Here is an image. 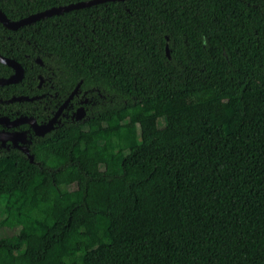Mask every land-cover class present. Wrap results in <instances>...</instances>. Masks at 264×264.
Here are the masks:
<instances>
[{"label":"trees","instance_id":"trees-1","mask_svg":"<svg viewBox=\"0 0 264 264\" xmlns=\"http://www.w3.org/2000/svg\"><path fill=\"white\" fill-rule=\"evenodd\" d=\"M78 1L0 9L17 20ZM0 54L24 68L0 86V114L50 118L80 83L33 159L0 143V264H264V0H117L0 22Z\"/></svg>","mask_w":264,"mask_h":264},{"label":"water","instance_id":"water-1","mask_svg":"<svg viewBox=\"0 0 264 264\" xmlns=\"http://www.w3.org/2000/svg\"><path fill=\"white\" fill-rule=\"evenodd\" d=\"M107 1H117V0H84V1H78L73 2L65 5L55 6L51 7L39 12L32 13L28 16H25L23 18L12 20L10 19L4 11L0 9V22L8 29L16 30L24 25L31 24L33 22H36L40 19L47 18L52 15L60 14L63 12L80 9L84 7L93 6L99 3H104ZM167 54L170 56L169 53V45L166 46ZM0 62L3 64H6L13 68L14 72L8 76V77H0V86L7 85V84H13L20 82L24 77V68L14 58H10L7 56H4L0 54ZM38 62H42L41 59H38ZM80 87V83L74 88V90L70 93V95L66 98V100L59 106L54 116L44 124H39L37 120L33 117L29 116H20L14 120H11L7 116H0V124H5L6 126H16L22 123H29L34 127V130L36 134L38 135H44L45 133L51 131L55 128V123L58 120L59 116L61 115L62 111L66 108V106L70 103V101L73 99V97L78 93ZM36 97H30V96H14L12 100H33ZM78 115L77 118L80 119L85 114V108L80 107L78 109ZM23 135L22 132L17 133H3L0 132V141L5 143L8 139L13 140V142H16V136ZM15 136V137H14ZM23 140V139H22ZM19 148H22L24 151L28 153V155L31 156L29 148L27 146L19 145ZM33 159V157L31 156Z\"/></svg>","mask_w":264,"mask_h":264},{"label":"flooded vegetation","instance_id":"flooded-vegetation-1","mask_svg":"<svg viewBox=\"0 0 264 264\" xmlns=\"http://www.w3.org/2000/svg\"><path fill=\"white\" fill-rule=\"evenodd\" d=\"M40 63L42 64L43 62H40ZM13 72H14V70H13ZM0 77H8V76H0ZM39 77H40L39 86H41L43 83L46 82V80L42 76H39ZM78 92H79V90H78ZM43 96H44V93H41V94H37V95H35L33 97H36L35 99H37V98H41ZM79 100H80L81 103L82 102H85V99H83L82 97H80ZM0 102H4L2 98L0 99ZM80 107H84L85 108V114L80 119H78L77 118V115H78L77 112H78V109ZM56 111H55V113H56ZM63 111H62L61 115L59 116L58 120L55 123V128L52 129L51 131L45 133L44 135H38V134H36V132L34 130V127L32 125H30L29 123H22V124H19V125H16V126H6L5 124H0V132H3V133H17V132H22L23 133V135L21 134V136H19V135H17L16 137L14 136L16 138V142H13V140L8 139L5 143H3L2 141H0V143L2 145H4V146L5 145H13V146H17V147L19 145L27 146L29 148V151H30V146L33 145V144H36V143L37 144H45L49 140V133L52 132L53 130H55L57 128V125L56 124L61 119V116L63 114ZM12 113H14V111ZM54 114L50 118H47V119H45L44 117L42 119H38V117L35 116V115H33V114H31V115H20L19 114V115H14V116H10L8 114H0V116H7L11 120H14V119H16V118H18L20 116H29V117L35 118L39 124H44V123H47L54 116ZM73 115H74L76 121H83V120H85L87 118V109H86V107L83 104L78 105L76 107ZM43 116H45V114H43ZM20 149H22V148H20Z\"/></svg>","mask_w":264,"mask_h":264},{"label":"rangeland","instance_id":"rangeland-1","mask_svg":"<svg viewBox=\"0 0 264 264\" xmlns=\"http://www.w3.org/2000/svg\"><path fill=\"white\" fill-rule=\"evenodd\" d=\"M89 153H90V158L91 159H94L95 157H96V152H95V149L94 148H90V150H89ZM122 158V155H120L119 157H118V161L120 160ZM90 167V166H89ZM27 227H30V228H33V229H35V230H37V231H39V232H43V230H44V228L42 227H37V226H31V225H27Z\"/></svg>","mask_w":264,"mask_h":264}]
</instances>
